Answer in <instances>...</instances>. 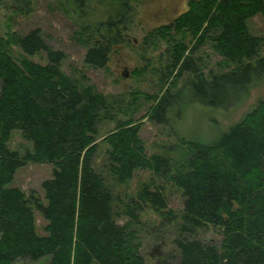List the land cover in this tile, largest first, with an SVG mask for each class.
Masks as SVG:
<instances>
[{
  "label": "trees",
  "instance_id": "obj_1",
  "mask_svg": "<svg viewBox=\"0 0 264 264\" xmlns=\"http://www.w3.org/2000/svg\"><path fill=\"white\" fill-rule=\"evenodd\" d=\"M255 15L264 17V0H188L184 11L152 29L145 41L167 45L171 78L160 94L146 97L154 104L137 119L129 113L135 111L133 101L123 108L121 97L108 98L66 74L63 52L52 49L38 29L0 38V264L44 258L46 264H145L132 227L139 223L142 203L162 217L174 212L161 186L152 190L144 184L137 195L140 206L124 207L126 225L132 226L113 220L112 192L92 166L97 123L106 118L115 120L102 139L106 167L118 183L130 180L137 169H148L181 190L180 235L174 241L180 264H264V100L217 141H181L172 156L147 155L139 135L140 119L166 121L175 104L170 91L185 73L191 79L183 86L191 84L193 97L205 105L227 108L246 96L264 74V36L248 26ZM106 26L111 34L113 22ZM102 38L106 44L87 40L93 44L84 62L93 67H103L111 50L113 41ZM11 44L22 54L15 58ZM204 45L220 58L219 72L205 73L198 63L195 52ZM41 51L46 63L30 59ZM115 111L127 118H115ZM14 129L31 142L23 156L6 146ZM26 162L54 167L52 177L42 182L45 204L7 187ZM33 208L47 220L45 236L35 231ZM207 226L220 230V245L185 236Z\"/></svg>",
  "mask_w": 264,
  "mask_h": 264
},
{
  "label": "rangeland",
  "instance_id": "obj_2",
  "mask_svg": "<svg viewBox=\"0 0 264 264\" xmlns=\"http://www.w3.org/2000/svg\"><path fill=\"white\" fill-rule=\"evenodd\" d=\"M123 3V0H0V38H10L14 33L25 35L38 29L39 35L52 49L63 52L61 69L66 74L81 78L108 98L121 97L123 108L133 101L135 111L130 110L129 113L137 119L154 104L153 98L146 97L160 94V90L169 87L167 83L171 78L167 68V45L160 40L145 41V38L152 29L170 22L184 11L188 0H128L125 6ZM109 21L114 25L111 34L106 33ZM248 26L253 34L264 36L262 15L250 18ZM103 35L113 41L111 50L103 67H93L84 62L85 52L93 44L92 40H87L93 37L106 44ZM10 50L15 58L22 54L16 45L11 44ZM195 56L201 58L198 63L205 73L209 69L219 72L217 64L220 58L209 45L197 49ZM261 56H264V46ZM30 59L46 63L42 51ZM163 74L165 77H162ZM186 79H191L189 73L180 76L176 88L170 91L175 94L172 99L175 104L166 121L159 123L147 117L140 119L139 135L147 155L166 153L172 156L176 150L174 145L181 141L213 143L259 101L264 100V74L244 98L227 108L205 105L196 100L193 97L194 87L191 84L183 86ZM115 113V118H127L126 113ZM114 121L106 118L97 123L98 149L92 161L95 172L101 174L112 192V218L120 226H132L126 225L129 218L124 214V207L129 204L134 206L135 203L140 206L137 195L142 185L147 184L152 190L161 186L167 208L174 212V216L162 217L149 204L142 203L139 223L132 227L137 234L136 241H139V255L145 264H180L174 241L180 235L178 216L184 196L170 180L155 176L148 169H137L134 176L123 183L115 180L106 167L107 145L102 142L103 137L114 128ZM6 146L23 156L31 149V142L14 129ZM53 168L48 162H26L15 170L7 187H17L26 197L37 198L45 204L42 182L52 177ZM33 214L37 235H47V220L36 208H33ZM185 236L216 245H220L222 240L220 230L212 226ZM46 262V258L38 261L19 259L13 264Z\"/></svg>",
  "mask_w": 264,
  "mask_h": 264
}]
</instances>
